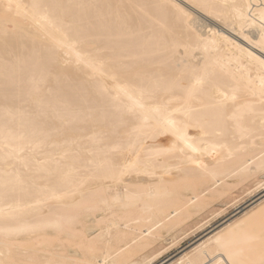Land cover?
<instances>
[{"label":"bare ground","instance_id":"obj_1","mask_svg":"<svg viewBox=\"0 0 264 264\" xmlns=\"http://www.w3.org/2000/svg\"><path fill=\"white\" fill-rule=\"evenodd\" d=\"M258 172L264 0H0V264H264L263 196L148 253Z\"/></svg>","mask_w":264,"mask_h":264},{"label":"rangeland","instance_id":"obj_2","mask_svg":"<svg viewBox=\"0 0 264 264\" xmlns=\"http://www.w3.org/2000/svg\"><path fill=\"white\" fill-rule=\"evenodd\" d=\"M231 32L237 35V33ZM225 187L227 191L223 195L211 198L209 203L201 209L196 210L185 224L178 228L171 229L170 231L164 229L163 234L165 239L153 244L152 247L148 249V253L158 251L163 247L166 248L170 245L168 243L172 238H174L175 244L162 254L163 257L161 259L164 258L162 262L167 260L171 262L181 254L192 249L199 241L213 233L212 231H214L217 226L235 217V215H240L247 205L251 203V205H254L256 200L262 198V196L264 197V172L254 173L241 179L235 176L228 177L225 181ZM93 222H91L90 225H93ZM97 233L98 230L94 229L92 233L88 234V237L95 238ZM59 244L60 242L55 241L52 247L53 253L55 254L54 259L56 260H61L64 258L62 256L67 254V252L55 246ZM69 247L72 249L71 252L77 251L79 253L78 257H81V251L78 246L69 244ZM56 254H60L61 256H57ZM71 254L73 255L74 252ZM38 260H40V258H38Z\"/></svg>","mask_w":264,"mask_h":264}]
</instances>
